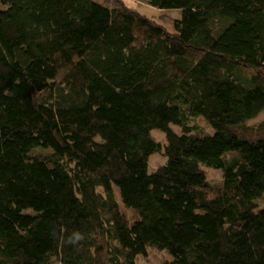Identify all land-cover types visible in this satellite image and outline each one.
I'll return each instance as SVG.
<instances>
[{"label": "trees", "instance_id": "16d2710c", "mask_svg": "<svg viewBox=\"0 0 264 264\" xmlns=\"http://www.w3.org/2000/svg\"><path fill=\"white\" fill-rule=\"evenodd\" d=\"M142 1L0 0V264H264V0Z\"/></svg>", "mask_w": 264, "mask_h": 264}, {"label": "rangeland", "instance_id": "374dc122", "mask_svg": "<svg viewBox=\"0 0 264 264\" xmlns=\"http://www.w3.org/2000/svg\"><path fill=\"white\" fill-rule=\"evenodd\" d=\"M95 1L104 3L109 6L114 5V3L117 1H122V3L126 7L149 18L155 23L162 25L164 28L166 27L171 29L173 20L181 17V10L178 8L159 9L150 6L149 4H147L142 0H95ZM263 119H264V109L261 112H259V114L255 118L250 119L247 122V124L255 125L258 121ZM189 124L195 127L193 132L195 131L200 134H206V135L212 133V128L210 127V125L204 120V118L200 116L191 118ZM170 126L175 132L177 133L181 132V128L179 126L176 125H170ZM151 136L154 140L159 141L161 143H164L165 141L163 132L157 129H153L151 131ZM164 163H165V157L162 154L153 153L150 155L148 159V171L152 172L159 166L163 165ZM202 169L204 170L205 175L210 182H216L220 180L221 178L220 170L205 166H202ZM259 203L260 205H264V193L260 198ZM123 211L125 212V214L129 219L135 218L134 212H132L130 209L124 208ZM170 261H172V257L165 250H158L153 247H149L147 249V254L145 256L139 255L136 258L137 264H164ZM53 264H62V263L55 262Z\"/></svg>", "mask_w": 264, "mask_h": 264}, {"label": "clouds", "instance_id": "9594fccd", "mask_svg": "<svg viewBox=\"0 0 264 264\" xmlns=\"http://www.w3.org/2000/svg\"><path fill=\"white\" fill-rule=\"evenodd\" d=\"M77 239H79V237L77 236Z\"/></svg>", "mask_w": 264, "mask_h": 264}]
</instances>
